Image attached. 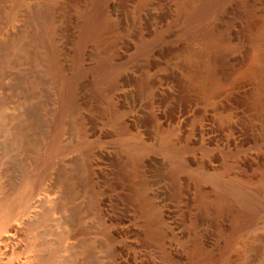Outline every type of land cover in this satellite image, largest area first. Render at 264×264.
<instances>
[{
	"label": "rangeland",
	"instance_id": "obj_1",
	"mask_svg": "<svg viewBox=\"0 0 264 264\" xmlns=\"http://www.w3.org/2000/svg\"><path fill=\"white\" fill-rule=\"evenodd\" d=\"M134 1L125 7L114 0L107 9L97 0H0V141H13L7 148L8 206L39 185L18 217L36 210L30 226L48 243L52 264H107L112 246L125 241L110 237L111 229H145L142 206L156 205L158 187L168 206L183 204L178 216L187 234L173 243L179 251L159 246L152 258L161 257L163 264H264V66L254 62L217 86L207 62L223 46L215 30L224 19L210 16L192 29L175 20L176 0ZM88 15L95 18V32L82 42ZM48 18L55 27L51 37L45 32ZM158 29L166 39L159 43ZM147 41L158 48L149 56L154 61L140 50ZM136 74L144 79L141 86ZM158 78L171 81L170 95L158 92ZM150 105L174 119L184 112L187 123L182 129L149 126ZM156 139L165 142L163 148ZM142 141L160 145L145 144L136 161L128 148ZM165 149L183 154V160ZM179 162L190 166L174 180L170 172ZM142 192L153 199L145 203ZM225 195L234 205L221 209ZM140 240L146 248L154 244ZM126 242L131 254L140 249Z\"/></svg>",
	"mask_w": 264,
	"mask_h": 264
},
{
	"label": "bare ground",
	"instance_id": "obj_2",
	"mask_svg": "<svg viewBox=\"0 0 264 264\" xmlns=\"http://www.w3.org/2000/svg\"><path fill=\"white\" fill-rule=\"evenodd\" d=\"M133 1L134 0H121V2H119V4L122 3L123 6L126 7L128 5L130 6L131 2L133 4ZM193 1H196L198 5L196 4L197 6H192V4L190 3V0H176V3H175V10H176L175 20L177 22H181V23L183 22L189 28L190 25L194 24L195 22H197L199 20L201 21L204 18L205 19H207V18L211 19L210 16L214 17L215 19H216V17H217V19H219V18L224 19V26H221V29L215 30L216 32L218 31L219 36L223 39V42H224L223 46L220 50H218L216 52H212L210 54L209 61L207 62L208 76H209L210 81L213 84L220 86V87L225 85L229 80L231 81V78H233L232 76H234L235 73H237V71H239L241 69L244 70V68H246V66L247 67L251 66V64H253L254 62L260 63L261 65L264 66V0H193ZM50 2H52V1H50ZM115 2H116V0H115ZM134 2H136V1H134ZM95 3H96V0H95ZM112 3H114V0H97V6L99 5L101 7L104 5V7H107V9H108V6H110ZM48 4H46V5H48ZM122 4H121V7H122ZM127 8L129 9V7H127ZM49 10H47L48 16L51 13V11L49 12ZM51 14H53V13H51ZM44 15H46V14H44ZM47 15H46V17H47ZM205 19H204V21H205ZM217 19L214 21L217 22L218 21ZM165 21H166V19H165ZM46 23L47 24L45 27V32L47 35L49 34L48 35L49 37H51V35L55 34V32H54L55 27H54V24L52 22V19L48 18ZM213 26L215 27V24ZM219 26H220V24H219ZM94 27H95V18L88 15V21L86 24V28H85L84 33L82 35L83 36L82 42H84L83 40L86 41V39H88L91 36V34L93 32H95V31H93ZM157 27L159 28V26H157ZM162 27L160 26L161 29H162ZM191 28L193 29V25L191 26ZM259 29H262V31L260 33H259ZM158 32L160 35L161 31L159 29H158ZM163 34H165V33H163ZM54 36H56V35H54ZM261 36L263 38H262V42L260 43L261 39L259 40V38ZM157 38H159V39H157V40H159L158 43L160 42L161 39H163L161 35H160V37H157ZM164 40H166V39H163L162 41H164ZM149 41H147L146 43L143 42L144 44L141 43L142 45L139 46L140 50L142 51L144 58H149V56L152 55V53H154V51H156V49H158V48L154 49V46H155L154 43L155 42L150 43ZM156 44H157V41H156ZM245 53H247V54L249 53V58L247 59L248 62L245 61L246 59H244L242 57V56H245ZM250 53H251V55H250ZM159 54L157 53V55H159ZM159 57H160V55H159ZM140 58H142V57H140ZM150 58H149V61L151 59H153V58H151V59ZM151 61H154V60H151ZM192 61H193V59H192ZM192 61H189V62H192ZM143 62H144V59H143L142 63ZM194 62H195V58H194ZM145 63H147V62H145ZM104 65H106V64L105 63L102 64L100 66V68L103 69V67H105ZM146 66H147V64H146ZM151 66L149 67V69L152 68ZM153 66H154V64H153ZM105 68H107V67H105ZM134 70H135V68H134ZM135 71H134V73H136ZM239 72H241V71H239ZM80 73H82V72H80ZM83 75H85V74H83ZM139 75L140 74L135 75L136 76L135 77V83L138 86H141L144 83V79L141 78V75L140 76ZM161 78H162V76H161ZM159 79L160 78H158L157 80L159 82L161 81V85L159 84L160 87L155 85V86L159 87V91L158 90L157 91L161 94L163 93L164 95L165 94L170 95L173 91V84L171 83V81H168L169 79L166 80L167 78L164 79V81H162L163 79L162 80H159ZM157 97H159V99H160L161 96L159 95ZM159 101H161V100H158V103H159ZM158 103H156V104H158ZM161 103H162V101H161ZM70 105H71V101L69 100L68 106H70ZM151 107H153L151 110L147 109L148 113L145 112V114L147 115L146 117L148 118V121H149V122L147 121L149 124H147V123L146 124L149 126L150 125L153 126L154 124L161 123L160 125L167 124L168 126H172V127H170L171 129L173 127L174 128L178 127L180 129H182L184 124L187 123L186 122L187 120L183 114L184 112L181 115L179 114L178 117L176 119H174L173 117H170V115L168 116L166 114V112H167L166 109H165V111H163L164 108H163V110H161L160 108H162V107H159L158 105H153V106L150 105L149 108H151ZM138 109H140V108H138ZM144 111H146V110H144ZM135 112L137 113V111H135ZM139 112H140V114L135 113L136 115L133 116V118H132V121H134V123H135V121L137 122L138 117L141 115L142 111L139 110ZM140 118H139V120H141ZM128 121H129V119H128ZM130 124H131V122H130ZM164 126H166V125H164ZM132 127H134V126H132ZM139 127H141V126L139 125ZM142 127H145V126H142ZM137 128H138V125H137L136 129ZM137 131H138V129H137ZM139 131H141V130H139ZM144 131H146V130H144ZM169 131H171V130H169ZM179 131H182V130H179ZM4 132H5V127L3 125H0V138ZM139 133L142 134V132H139ZM164 134H166V133H164ZM167 135H169V133H167ZM3 136H5V135H3ZM139 136H141V135H139ZM144 136H146V134ZM166 137H165V139H166ZM167 139H169V138H167ZM142 140H144V139H142ZM156 140L160 141V139H156ZM159 141H157L158 144H159ZM161 141H160L161 146H159V148L160 147L163 148L162 145L165 143V142L163 143ZM163 141H165V140L163 139ZM142 142L144 143L145 141H142ZM153 143L157 144L156 142H153ZM145 144H148V143H144V145L138 143V144H135V146H131L130 148H128V150L131 152V154L133 155V157L136 161H139L141 158V155H144L143 153L146 152L145 151V149H146ZM148 146H152V145L148 144ZM8 147H13V141H11V140L6 141L3 145H1V141H0V264H52L53 263V255L51 252H48V243L46 241H44L43 239H39L34 234V231H32V228L30 226V222H31L32 218L34 217L36 210L32 209L27 217H24V218L18 217L19 211L27 210L29 208V206H28L29 200L28 199L35 194L36 190H38V188H39V185H36V187L34 188V191H31L30 193H28V195L22 197L19 200V202L17 203V206H8V201H7L6 196H5V193L7 191L6 187H7V181H8V170H7L8 169L7 158L9 157V155H7L9 152V151L7 152ZM156 148H158V147L155 146V149ZM152 149H154V148H151V150ZM163 150H162V152L164 153ZM159 151H160V149H159ZM165 153H168L167 155H169V156L171 155V157H173L174 160H177V159L180 160V158H181V156L179 155L180 153L176 150H173V149H165ZM183 157L184 156L182 154V158H181L182 160H183ZM142 159H145V158H142ZM101 160L103 161L104 159L102 158ZM174 160H172V161L174 162ZM187 160H189V159H187ZM155 161H156V159H155ZM99 162L96 161L93 165L94 170H96V171L102 168V167L100 168ZM173 162H171V163L173 164ZM180 162H182V161H180ZM184 162L186 163V161H184ZM184 162L180 163V164L176 163V166H175L173 172L172 173L170 172V174H173L170 177L174 176L173 177L174 180H175V177H177V175H179V172H180V176H181L182 169L186 167ZM188 162H190V161H188ZM103 164H105V163H103ZM107 165H108V163H107ZM101 166H103V165H101ZM189 166H187V167H189ZM103 168H104V166H103ZM106 168L108 169L109 167H106ZM106 168L104 170H106ZM185 169L183 171H185ZM96 171H95V173L98 174V172H96ZM171 171H172V168H171ZM99 172H100V170H99ZM168 177H169V175H168ZM170 177H169V180H172V179H170ZM164 181H167V180L165 179ZM167 183H168V181H167ZM167 183H164V184L167 185ZM158 184H159V182H158ZM160 184H161V182H160ZM163 185H162V187H163ZM157 188L155 190L156 193L153 192L155 194L154 195L151 194V195H153V197L155 199H153L148 194L146 195L144 192H142V194H141L142 199L144 200L145 203H146V201H150L153 199L155 201V204H156L153 206H142V214H144L145 215L144 217L146 218L145 229H144V227L141 228V227H138L135 225H128L127 224L128 226L126 225L123 228H121V226H119L120 227L119 229L116 227V229H117V230L115 229L116 231L111 229V232H110V234H111L110 237H113L114 239H115V236L121 237V238L123 237L125 240V241L122 240L123 243L126 241L131 242L133 245H135L136 250H137V247H139L140 249L137 250L134 254H131L130 251L128 252L126 249L128 247L127 244L126 245L124 244L125 245L124 246L123 243L121 245L120 242H117L112 246L110 256L108 254L109 258H107L106 255L103 253L105 255V257L109 260V261H107V259H105L107 261V264H163L164 260L162 261V259H160L161 257L159 254L158 255L160 258H157V259L152 258V254L159 250V249L157 250V248L159 246H161L162 248L167 247V248H165L166 250L168 248H170L171 250L175 251L177 248H174L175 247V244H173L174 241H177V240L179 241V240H181V238H185V234H187L186 229L183 228L182 221L178 216V211L180 209H183L182 208L183 204L178 203V204H181V206H179V205L168 206L166 201H168L169 199L165 201L166 198L164 199L162 197V195H160L161 190L159 189L160 190L159 191ZM159 188H161V186ZM232 191H235V190L232 189ZM163 193H164V191H163ZM163 195H165V194H163ZM234 195H236V194H234ZM229 196H230V194H229ZM167 197H169V196H167ZM170 200L175 201L174 203L176 204V200H174L173 198L172 199L170 198ZM235 200H236V198H235ZM233 201L234 200H232L231 197L228 198L227 195L221 196L219 198V202H218L220 205L219 207L221 209L222 208L224 209L226 206H232V205H234ZM18 204L22 205V206H18ZM101 208H103V207H101ZM99 210H102V209H99ZM108 215H109V213H108ZM124 219H126V218H124ZM96 222H97V220H96ZM125 222H126V220H125ZM127 222H128V220H127ZM7 223H8V228L6 231H3L4 226ZM142 223H144V222H142ZM121 224H123V223H120L119 225H121ZM135 224H137V223H135ZM122 226H124V225H122ZM29 235H30V239L28 238ZM139 236H142L143 239H145L149 242L150 241L153 242L154 244L152 243L153 244L152 247H150L151 245L149 244L148 245L149 248H146V247H144V245L141 244V242H138L140 240V239L138 240ZM113 238H111V239L113 240ZM143 239L140 241H142V242L145 241ZM147 244L145 246H147ZM153 246L155 248H153ZM205 246L203 244L204 248H205ZM178 248H180V247L178 246ZM109 251H110V249L108 250V252ZM178 251H177V253H179ZM174 253H176V252H174ZM179 254L184 255V252L179 253ZM175 256H176V254H175ZM180 258H177V259H180ZM224 260L226 262H228L229 256L227 255V257ZM204 262H206V261L202 260L201 264H206Z\"/></svg>",
	"mask_w": 264,
	"mask_h": 264
}]
</instances>
